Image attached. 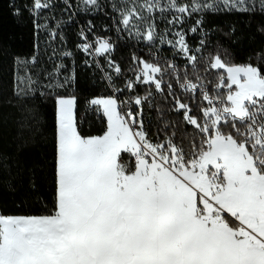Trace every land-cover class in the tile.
<instances>
[{
	"label": "snow or ice",
	"instance_id": "snow-or-ice-1",
	"mask_svg": "<svg viewBox=\"0 0 264 264\" xmlns=\"http://www.w3.org/2000/svg\"><path fill=\"white\" fill-rule=\"evenodd\" d=\"M256 2L264 12V0ZM83 3L95 6L97 0ZM246 3L192 0L179 6L170 0L167 7L191 16L219 11L220 4L247 12ZM13 7L19 15V7ZM48 7L50 0H32L29 11L36 15ZM140 7L151 13L160 7L159 0H144ZM133 19L146 17L128 9L121 23L127 27ZM181 22L179 16L168 21ZM201 24L197 19L196 26ZM174 35L178 39L173 47L178 45L189 62L196 61L185 35ZM81 38L86 39L83 32ZM143 38L155 39L154 26L149 25ZM97 45L96 55L112 49L106 40ZM78 47L89 53L92 46ZM133 62L140 67L135 80L126 83L128 90L137 82L162 89L157 78L161 67L135 56ZM206 65V70H222L212 94L203 81L197 84L185 77L180 83L185 91L199 89L206 102L200 115L175 101V110L200 136L188 153L171 138L153 143L142 113H122L121 104L129 101L115 96L88 101L102 110L106 127L100 135L84 134L75 95L56 91L70 85L74 75L46 85L51 91L41 95L51 96L55 108L54 209L40 216L0 213V264H264V68L229 64L219 55ZM114 70L119 73V66ZM28 83H33L30 78ZM146 99L136 97L131 103L140 106Z\"/></svg>",
	"mask_w": 264,
	"mask_h": 264
},
{
	"label": "trees",
	"instance_id": "trees-1",
	"mask_svg": "<svg viewBox=\"0 0 264 264\" xmlns=\"http://www.w3.org/2000/svg\"><path fill=\"white\" fill-rule=\"evenodd\" d=\"M13 5L19 7V15L14 14ZM31 6L32 0H0V213L5 215L40 216L54 209L55 108L51 96L41 95L51 90L38 88L17 94L16 88V62L33 58L37 64L42 62L37 56L41 50L36 42L40 24L29 11ZM62 13L66 19L56 28L55 17ZM41 14L54 18L53 29L62 41L52 42L54 49L60 47L61 51L55 56L49 54L44 68L50 71L63 65L66 75H74L70 85L56 91L75 95L77 122L87 135H100L106 127L103 114L88 104L92 98L115 96L120 102H131L136 97H147L135 110L142 113L149 139L163 143L171 138L188 153L194 141L199 144L200 136L185 123L183 113L175 110V101L188 104L195 116L200 115L199 109L206 102L199 89L191 92L180 87L185 77L197 84L203 81L205 90L212 94L218 71L222 70H206L209 58L219 55L229 64L250 63L264 68V12L259 6L247 12L193 13L189 28L196 26L197 19L202 24L198 27L200 42L193 44L199 49L197 59L192 63L177 58L168 48H155L128 34L108 0H97L95 6L85 5L83 0H50V7L41 10ZM81 32L86 39L81 38ZM96 38L107 39L112 45L106 57H95L78 47ZM65 52L71 55L65 56ZM134 56L161 67L162 75L157 77L162 80L161 90L139 82L133 90L126 88L128 81L135 80L140 67L133 62ZM109 60L119 66V73L111 72ZM47 73L43 71L42 76ZM197 76L201 79L197 80Z\"/></svg>",
	"mask_w": 264,
	"mask_h": 264
},
{
	"label": "rangeland",
	"instance_id": "rangeland-1",
	"mask_svg": "<svg viewBox=\"0 0 264 264\" xmlns=\"http://www.w3.org/2000/svg\"><path fill=\"white\" fill-rule=\"evenodd\" d=\"M110 3V6L112 9L116 12L118 17L122 19V14H126L128 9H135V11L140 15L146 17V20L141 19H133L132 23L125 27L124 29L127 31L128 34L131 36L137 38L139 41L143 42L144 44H149L155 48H168L170 49L173 54L180 58L181 60L188 61L186 55L179 50V46L173 47V44L178 39L174 34L177 31H181L185 35V42L188 45V48L190 49V54L196 55L198 54L197 49L198 47H194V42H200L198 40L199 30L197 26V31L193 33L191 31L190 22L191 18L189 15L181 14L175 11V9H169L167 5L170 3V0H159V5L157 9L153 10L151 13L145 12L143 8L140 6L144 3V0H108ZM192 0H188L186 4H181L179 0H176V4L179 6L183 5H190ZM201 3H204L205 0H200ZM207 2H212V0H207ZM91 5V4H89ZM250 9L254 6H259V4L256 2V0H247L246 5ZM221 10H226L223 7V4L219 5ZM160 8H163L164 10L161 11ZM46 9V8H45ZM43 10V9H42ZM37 14L34 15L37 19V22L40 24L37 27V41L38 42V48L41 50L37 56L41 57V63L37 64L36 59H30L29 61L25 60H18L16 62L17 68H16V88L18 93H26V92H32L35 89L38 88H47L46 85L49 83H54L56 80H59L63 82L64 78L68 75L65 74L66 70L63 68L60 69L59 72L56 71V66L53 70L45 69V63L50 60L49 54L57 55L59 51H61L60 47L54 49L53 46H55V43L52 42H62L61 38L57 36V33L55 29H53L52 19L49 18L46 15L41 14V10H36ZM212 11V10H207ZM236 11V10H234ZM204 12V11H200ZM195 12V13H200ZM181 17L182 22L181 23H173L169 24V20H173L175 17ZM55 18H58V21L55 23L56 28H59L63 22V20L66 19L65 15L60 14L56 16ZM56 20V19H55ZM149 25L154 26L155 28V39L151 42L145 40L143 38L144 34L148 31ZM163 38V42L162 39ZM98 40H106L104 38H96L93 42H87L90 45H94V47L98 46L97 41ZM169 41H172V43H169ZM63 50V49H62ZM91 55L95 57H106L107 53H104L103 55H96L95 54V48L90 49ZM192 63V62H189ZM42 64V65H41ZM43 66V68H42ZM41 68V69H38ZM115 65L110 66V70L113 74H116L117 72L114 70ZM61 70H63L61 72ZM43 71H48L47 74H44V77L42 76ZM33 82L31 84L28 83V80ZM23 82H20V81ZM48 89V88H47ZM224 91V90H223ZM134 101V99H133ZM135 108H139V106L132 103L131 110L133 112H137Z\"/></svg>",
	"mask_w": 264,
	"mask_h": 264
},
{
	"label": "built area",
	"instance_id": "built-area-1",
	"mask_svg": "<svg viewBox=\"0 0 264 264\" xmlns=\"http://www.w3.org/2000/svg\"><path fill=\"white\" fill-rule=\"evenodd\" d=\"M107 41L109 42V40H107ZM123 101H129V100L126 99V100H123ZM120 110L122 111V113H126L129 110H131V102L129 101V103H122L121 106H120Z\"/></svg>",
	"mask_w": 264,
	"mask_h": 264
},
{
	"label": "crops",
	"instance_id": "crops-1",
	"mask_svg": "<svg viewBox=\"0 0 264 264\" xmlns=\"http://www.w3.org/2000/svg\"><path fill=\"white\" fill-rule=\"evenodd\" d=\"M95 107H97V106H95ZM101 113H102V110L100 111ZM106 119V118H105Z\"/></svg>",
	"mask_w": 264,
	"mask_h": 264
}]
</instances>
